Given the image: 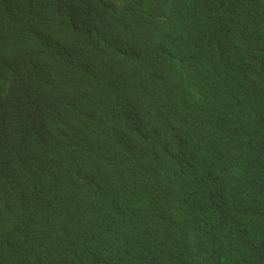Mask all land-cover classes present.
Instances as JSON below:
<instances>
[{
  "label": "trees",
  "instance_id": "obj_1",
  "mask_svg": "<svg viewBox=\"0 0 264 264\" xmlns=\"http://www.w3.org/2000/svg\"><path fill=\"white\" fill-rule=\"evenodd\" d=\"M0 264H264V0H0Z\"/></svg>",
  "mask_w": 264,
  "mask_h": 264
}]
</instances>
